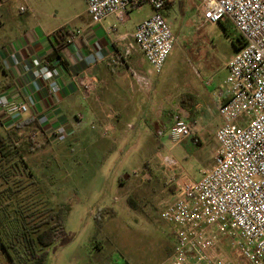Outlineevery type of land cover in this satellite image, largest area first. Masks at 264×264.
<instances>
[{
	"label": "rangeland",
	"instance_id": "obj_1",
	"mask_svg": "<svg viewBox=\"0 0 264 264\" xmlns=\"http://www.w3.org/2000/svg\"><path fill=\"white\" fill-rule=\"evenodd\" d=\"M17 5L19 2L15 0L1 6L0 13H15L18 17ZM145 13L147 7L140 15ZM171 27L175 41L167 62L160 75L150 72L154 78L158 76L165 95L163 104L166 101L168 107L173 104V110L168 111L171 117L179 114L191 128L196 126L194 121L198 118L200 144L194 145L191 139H186L173 145L167 134H159L160 122L157 126L148 124L146 135L139 137L131 133L124 147V160L113 165L108 161L110 164L104 170L109 184L103 191L93 185L87 192L76 176L77 159L72 157L69 146L62 148L59 142H51L46 148L31 152L28 132L33 128L11 130L17 144V155L11 163L18 161L19 166L10 168L8 164L10 174L4 172L6 177L0 174V264H23V235L45 219L51 207L62 206L67 208V214L59 237L48 247L46 264H171L173 226L161 218V212L174 199L172 179L184 176L197 181L213 164L218 151L213 130L219 123L215 94L223 86L226 63L236 53L232 38L237 34L230 23L222 26L204 22L202 7L189 18H175ZM3 78L0 67V82ZM186 93L201 96L205 103L202 110L181 106ZM158 108L152 104V118L156 117L157 121ZM31 142L34 146L41 140ZM156 153L161 154L164 165L160 166ZM168 161L171 164L167 166ZM152 167L157 169L154 173ZM121 175L129 177L124 188L116 182ZM104 204L116 216L113 220L104 218L100 228L95 218L98 207ZM5 247L9 248L11 257ZM225 259L237 264L240 261L229 248Z\"/></svg>",
	"mask_w": 264,
	"mask_h": 264
},
{
	"label": "built area",
	"instance_id": "obj_2",
	"mask_svg": "<svg viewBox=\"0 0 264 264\" xmlns=\"http://www.w3.org/2000/svg\"><path fill=\"white\" fill-rule=\"evenodd\" d=\"M141 2L149 4L152 14L135 26L132 38L150 71L160 74L175 41L162 15L167 0H86V13L92 24L109 17L125 23L127 10ZM202 8L204 22L228 20L244 45L228 61L223 86L215 94L222 124L215 132L218 151L212 166L197 181L184 176L172 179L175 197L161 212V218L173 226L170 260L171 264H237L219 253L224 243L246 264H264V0H204ZM56 31L52 37L65 38L67 44L82 33L70 25ZM61 69L38 58L23 65L34 81L55 96L62 92ZM138 78L147 85L145 78ZM84 85L92 88L89 81ZM26 112V101L0 94L3 123ZM75 119L79 126L83 116ZM44 133L42 127L33 128L28 138L49 143L67 138V129L60 124ZM168 134L173 145L186 139L200 143L189 123L176 113Z\"/></svg>",
	"mask_w": 264,
	"mask_h": 264
},
{
	"label": "crops",
	"instance_id": "obj_3",
	"mask_svg": "<svg viewBox=\"0 0 264 264\" xmlns=\"http://www.w3.org/2000/svg\"><path fill=\"white\" fill-rule=\"evenodd\" d=\"M13 1L0 0V7L10 5ZM17 1L18 17L6 11L0 13V67L4 75L0 82V94L26 101L28 112L4 124L6 127L19 125L18 130L42 127L45 135L58 124L64 126L67 138L60 144L62 148L69 146L67 148L73 154L72 157L77 159L75 173L83 182L82 187L89 192L93 185H98L99 190L103 191L109 184L104 168L110 164L109 160L112 165L124 160V147L131 133L141 137L146 135L148 124L157 126L160 122L163 131L161 135L167 134L169 137L172 117L168 111L173 110V104L170 107L167 101L163 104L165 95L158 76L153 77L143 53L132 38L135 26L148 18L152 9L148 3L141 2L127 10L125 23H120L116 17H109L100 24H92L86 13V0ZM167 1L162 15L171 31V21L180 16H193L204 3V0ZM145 7L147 13L140 15ZM65 25L82 32L69 44L65 38L52 37L56 30ZM59 42L62 43L60 56L64 66L53 56V49ZM51 56L52 61L49 60ZM30 58L61 66L59 82L62 92L59 96L50 95L42 83L34 81L23 70L24 63ZM138 77L145 78L147 85L141 83ZM86 81L92 84L89 90L84 85ZM194 95V108L200 111L205 103L201 96ZM218 103L215 112L219 123L213 130L214 138L217 128L222 124L217 111ZM152 104L159 106V121L156 117L152 118ZM78 114L83 116L79 126L75 124ZM194 123L196 126L192 130L201 142L198 118ZM105 128H109L106 134ZM40 140L47 142L44 138ZM156 155L162 166L164 159L161 154ZM166 165H170V162H166ZM154 168L150 169L153 173L157 170ZM142 171L147 173L146 169ZM128 181L129 177L125 175L116 179L123 188ZM171 191L175 197V188ZM228 248L224 243L220 244L219 253L224 258L227 257ZM172 253L173 246L170 249ZM238 264H246V261L240 258Z\"/></svg>",
	"mask_w": 264,
	"mask_h": 264
},
{
	"label": "trees",
	"instance_id": "obj_4",
	"mask_svg": "<svg viewBox=\"0 0 264 264\" xmlns=\"http://www.w3.org/2000/svg\"><path fill=\"white\" fill-rule=\"evenodd\" d=\"M168 3V1L166 2ZM226 23H230L228 20L221 22L222 26H225ZM233 27V25L230 23ZM234 31L235 28L233 27ZM62 28L58 29L56 32H60ZM226 29L224 28V31ZM237 32V31H236ZM53 36V34H52ZM62 43H58L57 47L53 49V56L59 59L60 63L64 66V62L61 60L60 56V46ZM232 45L233 51L237 52L244 45V41L242 37L238 34L234 38H232ZM52 56L49 58L52 61ZM48 60V59H47ZM196 104V99L193 97L192 94L186 93L182 97L181 106L183 108L186 107H193ZM18 130L20 126H12L6 127L3 123V120L0 117V174L3 173L6 177V173L10 174V169L6 168L8 164L11 166L16 167L18 165V161L11 163L14 157H16V148L17 144L14 140L15 133L11 130ZM13 130V131H14ZM30 150L31 152L36 151L37 149H44L48 146L49 142H40L38 145L32 146V142L30 141ZM19 166V165H18ZM16 170V169H15ZM27 173V171H26ZM27 176H31L28 173ZM6 191V190H5ZM67 214L66 207H60L58 209L50 208L49 214L45 219L40 220L39 222L35 223L30 227V230L26 232L24 236V262L23 264H46L47 254H48V247L51 246L55 240L59 237L65 216ZM116 216V212L106 206H99L98 207V214L95 218L97 225L101 228L102 222L104 218L109 219ZM5 252L8 257H11V253L8 247H5ZM15 264H17L15 262Z\"/></svg>",
	"mask_w": 264,
	"mask_h": 264
}]
</instances>
